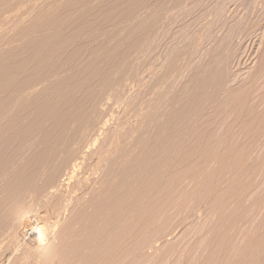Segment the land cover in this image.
<instances>
[{
    "label": "rangeland",
    "instance_id": "1",
    "mask_svg": "<svg viewBox=\"0 0 264 264\" xmlns=\"http://www.w3.org/2000/svg\"><path fill=\"white\" fill-rule=\"evenodd\" d=\"M0 118V264L44 262L9 230L30 188L72 264H264V0H0Z\"/></svg>",
    "mask_w": 264,
    "mask_h": 264
},
{
    "label": "bare ground",
    "instance_id": "2",
    "mask_svg": "<svg viewBox=\"0 0 264 264\" xmlns=\"http://www.w3.org/2000/svg\"><path fill=\"white\" fill-rule=\"evenodd\" d=\"M0 119H1V118H0ZM0 122H1V120H0ZM94 157H95L94 165H96V164L98 163V160L100 159V154H97V153H96ZM2 159H3V158H2ZM7 160H8V159H7ZM4 161H5V159H4ZM4 161H3V162H4ZM15 161H16V160L14 159L13 162H12V161H11V162L14 164ZM0 162H1V161H0ZM8 162H9V161H8ZM76 162H77V161H76ZM16 163H17V162H15V164H16ZM18 163H19V161H18ZM2 164H3V163H2ZM2 164L0 163V167H1ZM4 164H5V163H4ZM4 164H3V165H4ZM8 164L11 166L10 163H8ZM8 164H5V166H6V165L8 166L7 168L5 167V170H4L3 165H2V167L0 168V169H1V170H0V191H3L4 189L7 190L6 188L8 187L7 184H8V181H9L8 178L10 177L11 173L14 172V171L11 172L10 167H9ZM16 165H17V164H16ZM80 165H81V164H80ZM12 167H14V166H12ZM12 167H11V168H12ZM15 167H16V166H15ZM15 167H14V168H15ZM78 167H79V162L76 163V164H75V163L71 164L70 167H69V168H66V171H65L64 173H62L61 176L59 177V179L56 180V181H58L59 184H61L60 182H62V176H63L64 174H65V175H66V174L68 175V179H71L73 176H76V175H74V174H76V170H77ZM12 169H13V168H12ZM16 170H18V168H17ZM16 170H15V171H16ZM19 170H22V169H19ZM89 171H90V172L88 173V175L90 176V175L92 174V171H91L90 169H89ZM16 173H17V172H16ZM16 173H15V175H16ZM11 176H12V175H11ZM16 176H17V175H16ZM17 177H18V176H17ZM12 178H13V177H12ZM12 178H10V180H11ZM14 178H15V177H14ZM16 179H17V178H16ZM12 180H13V179H12ZM14 180H15V179H14ZM103 180H104V179H100L99 181H97L96 178H94V179H92V180H88V182L85 183V184H88V185H86L85 187H87L86 190L88 191V194L90 193V194H89L90 196H91V194L93 195L94 193H95L98 197L101 195L102 191L100 192L99 189H102L101 187H103V185H104V184H101V183L103 182ZM154 181H155V180H154ZM157 181H158V179H157ZM157 181H155V182H157ZM53 182H54V181H52L51 184H53ZM58 182H56V183H57V184H56L57 186L59 185ZM10 183H11V181H10ZM10 183H9V184H10ZM153 183H154V182H153ZM153 183L151 182L150 184H153ZM14 184H15V183H14ZM14 184H13V185H14ZM56 185H54V187H51L49 190H47V191L45 192L46 194L44 193V195H43V192H44L46 189H44V191H43V189H42V192H41L42 194L40 193L39 196H40V195H43V196H45V197H42L43 200L41 199V197H39L40 200H42L41 204L44 203V201H46V199H47L48 201H50V198L48 199V197H50L49 194H53V193H54V190L58 188ZM62 185H65V184H63V182H62ZM153 185H154V187H155V184H153ZM153 185H152V187H151V185H149V186H150L151 188H153ZM14 186H15V185H14ZM147 186H148V185H147ZM59 187H60V186H59ZM61 187H62V186H61ZM61 187L59 188V190H60V189L62 190ZM63 187H65V186H63ZM9 188H11V185L9 186ZM9 188H8V191H7V192H9V190H10V192H11L12 189H13V188H12V189H9ZM16 188H17V187H16ZM83 188H84V187H83ZM147 188H149V187H147ZM147 188H146V189H147ZM151 188H149V189H151ZM30 189H31V188H30ZM30 189H29V193H27V195L24 194L25 196H23V198L21 197V195H19V196H18L17 194L14 195L15 197L17 196V197H19V198H22V200L19 199V198H17V199L20 200V202H17L18 204L13 203L15 199L13 198L14 200H12V197H11V200H12L13 202L10 200V201H11L10 203H11V204H12V203L15 204V206H16V208L13 207L15 210L12 208V209L14 210V212H13V210H11V213H13V214H11L10 212H8V211L10 210V206H11V205H10V203L8 202V203H9V206H8V205H7V202H6V206L9 207V208H8V210H6V209H7V207H6L5 210H6L8 213H7L6 211H5V212H6V214H8V216H9V214L12 215V217L9 216L10 218H8L9 220H11V222H9V223L11 224V225H10L11 227L9 228V230H10V229L12 230V226H13L14 224H15V225H16V224L19 225V222H21V225H19L20 227H19L18 234H17V240L14 239V242L16 241V243H15V247L13 246L14 250H18L19 245H20V246H22V245H26V240L32 239L34 236H32V238H31L30 236L33 235V234L35 235L36 232H37V234H36V241H35V242H36V245L33 246V244H32V246H33V247H32L33 250H32V252H31V254L33 253V254L36 255V257H37V256L40 257L39 259H41V258L44 259L43 261H44L45 263H47V262L49 263V262H51L52 260H55L56 258H57L56 260H62L64 257H65L67 260H62V262L57 261V264H58V263H61V264H62L63 261H64V263L67 262L66 264H72L71 262L74 263V260H75L74 258H76V257H77L76 259H78V260L80 261V259H81L82 256L80 257V259L78 258V256H79V254H82V253H80L79 251H78V255H75V256L72 255V256H74V258H73L74 260L72 259L73 261H71V260H69V255L72 254V253H68V252H67V253L69 254V255L66 254L67 257H68V258H67L66 256H64L65 254H61V253L59 252V251H62V249L64 248V247L62 246V244H61L62 242H61V243L59 242V243L61 244V249H60V248H59V249L57 248L59 251H58L57 249H56V250H57V251H56V250H55L56 247H55L54 245H56V244H58V243L54 244V241L51 242L50 240H51L52 237L50 238L49 241H47L49 238L47 239V238H46V235H49V234H47V233H49V230H48V232L45 231V229H46V226H45V225H46V224H45V223H41V225H39V224L36 223V221L40 222L39 220H41V216L38 215V217H40V219H38V217H37L36 219H38V220H36V221H34V222H30V218L28 217V213H29V215H30V208H29V207H31V204L35 203L36 198H38V197H36V196H37L38 193L40 192V190L37 189V190L39 191V192L37 193V191H34V190H33L34 188H33V189H32L33 192L37 193V195L34 196V195H33V192L30 191ZM149 189L147 190V192L150 191ZM153 189H154V188H153ZM16 190H17V189H16ZM83 190H84V189H83ZM14 191H15V188H14ZM84 191H85V190H84ZM84 191H82V192H83V193H85V192L87 193V191H85V192H84ZM96 192H99V193H96ZM114 192H115L116 194H114ZM114 192H113L114 195L112 194V196H113L114 198H112V196H110V197L107 198V200L99 201V200L101 199V198H100L101 196H100V197H99L100 199H99V200L97 199V201H99L100 203H101V202H102V203H103V202L106 203L105 201H107V202H110V204H111V202H112L113 199L115 200V198H116V200H117V199L120 198V197H121V198L124 197V199L127 201V197H129V196H128V192L120 193V192H118L117 190L114 191ZM151 192H152V190H151ZM151 192H150V193H151ZM4 193H5V191H4ZM14 193H15V192H14ZM35 193H34V194H35ZM86 193H85V194H86ZM148 193H149V192H148ZM2 194H3V193H2ZM2 194H1V196H2ZM6 194H7V193H6ZM11 194H12V193H11ZM11 194H10V196H11ZM85 194H82L83 197H84ZM4 195H5V194H4ZM4 195H3V196H4ZM46 195H49V196H46ZM89 195H88V196H89ZM3 196H2V197H3ZM14 196H13V197H14ZM31 196H34V197H35V199L33 198V199H34L33 202H30V200H31ZM51 196H52V195H51ZM93 196H95V195H93ZM5 197H6V196H4L3 198L5 199ZM46 197H47V198H46ZM81 197H82V196H81ZM83 197H82V198H83ZM85 197H86V196H85ZM98 197H97V198H98ZM44 198H45V199H44ZM92 198H93V197H92ZM94 198H96V196H95ZM94 198H93V199H94ZM109 198H110L111 201L109 200ZM111 198H112V199H111ZM0 199H1V198H0ZM6 199H7V197H6ZM8 199H10V198H9V195H8ZM77 199H78V198H77ZM80 199H81V198H80ZM80 199H79V200H80ZM86 199H87V198H86ZM88 199H89V198H88ZM124 199H122V201H123ZM37 200H38V199H37ZM83 200H84V199H83ZM89 200H91V197H90ZM95 200H96V199H95ZM101 200H102V199H101ZM125 200H124V203L126 202ZM6 201H7V200H6ZM48 201H47V203H46L47 205H45L46 208H47V207L50 208V207H52V206H57L56 203H50L51 201H50V202H48ZM77 201H78V200H77ZM85 201H86V200H85ZM97 201H95V202H97ZM0 202H1V205L4 204V203H3V202H4L3 199H2ZM15 202H16V200H15ZM36 202H37V201H36ZM39 202H40V201H39ZM39 202H38V203H39ZM86 202H87V201H86ZM92 202H93V204H94V200H92ZM115 202H116V201H115ZM115 202H113V203L116 204ZM38 203H36V204H38ZM104 203H103V204H98V202H97V203H95L96 205H95V204H94V205H95V207H97V204L100 205V207H101V205H102V206H106V211H108V209H111V208H113V207L116 208V209H118V207H120L119 205L122 206V204H118V203H122L121 200H118V203H117V204H118V205H117L118 207L115 206V205H113V207H112V205H110L109 203H108L109 205H108V204H105V205H104ZM113 203H112V204H113ZM124 203H123V204H124ZM13 204H12V205H13ZM36 204H35L36 209H38L37 206H39V205H41V204H38V205H36ZM3 206H5V205H2V207H0L2 210H4V207H3ZM108 206H110V207H108ZM11 207H12V206H11ZM32 207H33V205H32ZM41 207H42V206H41ZM43 207H44V206H43ZM43 207H42V208H43ZM57 207H59V206H57ZM100 207L98 206V208H96V209H98L97 212H99V213H98L99 215L101 214V211H103V210L105 209V207H104V208H100ZM39 208H40V207H39ZM42 208H41V209H42ZM46 208H44L45 211H46ZM53 208H56V207H53ZM114 208H113V210H115ZM31 209H33V208H31ZM34 209H35V208H34ZM41 209H38V210H41ZM47 209H48V208H47ZM56 209L58 210V208H56ZM56 209H55L54 211H53L52 209H48V211H49V210H50V211L52 210V213L54 212V213H53V215H54V214H55V211H57ZM59 209H60V208H59ZM99 209H100L101 211H100ZM102 209H103V210H102ZM2 210H1L0 212H2V213L4 214V212H3ZM42 210H43V209H42ZM36 211H37V210H36ZM36 211H35V212H36ZM37 212H38V211H37ZM42 212H44V211H42ZM46 212H47V211H46ZM103 212L106 213L105 210H104ZM103 212H102V213H103ZM116 212H117V210H116ZM31 213H34V211L32 210ZM44 213H45V212H44ZM44 213H42V214H44ZM57 213H58V211H57ZM57 213H56V215L58 216ZM125 213H127V211L124 212V214H122L123 217H124V215L127 216ZM3 214H1V217H2ZM6 214H5V216H6ZM37 214H39V213H37ZM110 214H112V213H110ZM32 215H33V214H32ZM49 215H50V217L52 216L51 213H49ZM49 215H48V218H49ZM56 215H54V216H56ZM112 215H113V214H112ZM112 215H111V216H112ZM5 216H3V217L5 218ZM36 216H37V215H36ZM36 216H35V217H36ZM42 216H43V215H42ZM57 216H56V217H57ZM128 216H129V214H128ZM128 216H127V217H128ZM3 217H2V218H3ZM6 217H7V216H6ZM45 217H46V216H45ZM56 217H55V218H56ZM112 217H113V216H112ZM123 217H122V219H124ZM127 217H125V218L127 219ZM2 218H1V219H2ZM4 218H3V219H4ZM42 219H43V218H42ZM51 219H52V218H50V219H48V220H51ZM6 220H7V218H6ZM46 220H47V217H46L45 221H46ZM53 220H54V218H53ZM45 221H44V219H43V222H45ZM52 222H53V221H52ZM6 223H8V222H6ZM9 223L6 224V225H9ZM50 223H51V221H50ZM50 223H49V224H50ZM73 224H74V223H73ZM15 225H14V227H16ZM53 225H54V224H53ZM66 225H68V221H67V224H66ZM69 225H71V223H69ZM69 225H68V226H69ZM4 226H5V225H4ZM47 226H49V225H47ZM50 226H51V225H50ZM50 226H49V227H50ZM5 227H6V226H5ZM8 227H9V226H8ZM65 227H66V226H65ZM71 227H73V226H71ZM71 227H70V228H71ZM6 228H7V227H6ZM70 228H69L68 231L71 230ZM3 229H5V228H3ZM47 229H48V227H47ZM49 229H50V228H49ZM1 230H2V228H1ZM6 230L9 231L8 229H6ZM14 230H17V228L14 229ZM50 230H51V229H50ZM53 230H54V229H53ZM64 230H65V229H64ZM64 230H63V231H64ZM115 230H116V229H115ZM119 230H120V229H119ZM119 230H118V231H119ZM68 231H64V232L67 233ZM109 231H110V230H109ZM3 232H5V231H3ZM11 232H13V230H12ZM51 232H52V231H51ZM119 232H120V231H119ZM8 233H9V232H8ZM60 233H61V232H60ZM66 233H65V235H64L65 238L67 237ZM69 233H70V232H69ZM108 233H109V232H108ZM108 233H107V234H108ZM3 234H5V233H3ZM3 234L0 235V237H1V243H0V245H1V244L3 245V242H2V241L5 242L4 239L7 240V238H4V239L2 240V238L4 237V236H2ZM11 234H12V233H11ZM11 234H10V235H11ZM62 234H63V232H62ZM113 234H116V233L113 232ZM117 234H118V232H117ZM117 234H116L115 236L110 234V235L112 236V237L110 236V238H111L110 241H111V240H114V242H115V240H116L117 238L115 239L114 237H116V236L118 237V235H119V234H122V233L120 232L118 235H117ZM6 235H9V234H6ZM51 235H52V234H51ZM57 235H58V234H57ZM59 235H60V234H59ZM71 235H72V234H71ZM105 235H106V234H105ZM12 236H13V237L16 236V231L13 232V235H11V237H12ZM62 236H63V235H62ZM113 236H114V237H113ZM124 236H125V235H124ZM124 236H123V235H121V236L119 235V237H121V238H123ZM6 237H7V236H6ZM13 237H12V239H11V238H8V239H9V240H10V239L13 240ZM48 237H49V236H48ZM55 237H56V235H55ZM68 237H69V234H68ZM94 237H95V236H94ZM56 238H57V237H56ZM62 238H63V237H62ZM62 238L60 237V239H62ZM65 238H64V239H65ZM102 238H103V237H102ZM107 238H109V236H107ZM107 238H106V239H107ZM34 239H35V238H34ZM34 239H33V241H32V240H29V241L34 242ZM46 239H47V240H46ZM52 239H53V238H52ZM60 239H57V240L59 241ZM64 239H63V240H64ZM69 239H70V238H69ZM103 239H104V238H103ZM9 240H8V243L10 242ZM63 240H61V241H63ZM66 240H67V239H65V241H66ZM107 240L109 241V239H107ZM117 240H118V239H117ZM29 241H28V242H29ZM68 241H69V240H68ZM70 241H71V240H70ZM87 241H89V240H87ZM91 241H92V240H91ZM99 241H100V240H99ZM99 241H98V242H99ZM101 241H102V240H101ZM119 241H120V240H119ZM6 242H7V241H6ZM6 242H5V243H6ZM49 242H51V244L53 243V246H51V244H49ZM72 242H73V241H72ZM74 242H75V241H74ZM74 242H73V244H74ZM85 242H86V241H85ZM92 242H94V240H93ZM103 242H106V241L103 240ZM112 242H113V241H111V243H112ZM114 242H113V243H114ZM116 242H117V241H116ZM116 242H115V243H116ZM8 243H7L6 245H8ZM63 243H64V242H63ZM65 243H66V242H65ZM95 243H97V241H96ZM95 243H93V244H95ZM100 243H102V242H100ZM9 244H10V243H9ZM12 244H13V243H12ZM29 244H30V243H29ZM34 244H35V243H34ZM77 244H78V243H77ZM86 244H87V243H86ZM88 244H89V243H88ZM2 245H1V246H2ZM4 245H5V244H4ZM13 245H14V244H13ZM66 245H67V244H66ZM82 245H83V244H82ZM95 245H96V244H95ZM97 245H98V243H97ZM10 246H12V245L10 244ZM26 246H28V243H27ZM57 246L59 247L60 245L58 244ZM64 246H65V245H64ZM71 246H72V245H71ZM74 246H75V245H74ZM83 246H84V247H87L86 245H83ZM83 246H82V247H83ZM99 246L101 247V244H99L98 247H99ZM116 246H117V245L113 244V246H111V247H113V250H114V248H115ZM65 247H66V246H65ZM69 247H70V246H69ZM76 247H77V246H76ZM80 247H81V245H80ZM82 247H81V248H82ZM90 247H92L91 249H93V246H90ZM103 247L105 248V246H103V243H102V248H103ZM117 247H118V246H117ZM117 247H116V248H117ZM119 247H120V246H119ZM0 248H1V247H0ZM4 248L6 249V247H5V246L3 247V251H4ZM7 248H8V246H7ZM11 248H12V247H11ZM15 248H16V249H15ZM25 248H26V247H24V249H25ZM30 248H31V247H30ZM30 248L28 247V249H30ZM32 248H31V249H32ZM67 248H68V247H67ZM67 248H66V249H67ZM72 248H73V249H76L75 247H72ZM104 248H103V249H104ZM106 248L109 249L108 246H107ZM106 248H105V250H107L106 253H103V251H102L101 249H98L99 251H100V250L102 251L101 256L99 255L101 252L98 254L99 257H100L99 259H96L95 256H94V255L97 256V252H98V251H96V252L93 253L92 250H91L92 253H91V255L89 254L90 256H89V259H88L87 261H89L90 259H93V258H94V260L96 259V260H95L96 262H98V260H100L99 262L101 263V259H102V258H103L102 261H103V260L105 261V260L109 257V256L107 255L108 249H106ZM124 248H125V247H124ZM129 248H130V247H129ZM1 249H2V248H1ZM1 249H0V250H1ZM26 249H27V248H26ZM28 249L26 250V252L28 251ZM69 249H70V248H69ZM69 249H68V250H69ZM77 249H78V247H77ZM77 249H76V250H77ZM127 249H128V248H127ZM10 250H11V249H10ZM12 250H13V249H12ZM63 250H65V248H64ZM76 250H74V251H76ZM78 250H80V249H78ZM82 250H83V249H82ZM82 250H80V251H82ZM95 250H97V248H96ZM110 250H112V249H110ZM110 250H109V251H110ZM121 250H122V248H121ZM124 250H125V249H124ZM66 251H67V250H66ZM71 251H72V250H71ZM86 251H90V250H89V247H88V250H86ZM93 251H94V250H93ZM115 251H116V250H115ZM115 251H114V252H115ZM117 251H119V250H117ZM117 251H116V252H117ZM15 252H16V251H15ZM63 252H64V251H63ZM72 252H73V251H72ZM114 252L112 253V251H111V253H112V257H113V258H111L112 260H114V258L117 256V254L115 255ZM116 252H115V253H116ZM124 252H125V251H124ZM9 253H10V252H9ZM75 253H77V251H76ZM75 253H74V254H75ZM86 253L88 254L89 252H86ZM111 253H110L109 255H111ZM118 253H119V252H118ZM2 254H3V253L1 252V255H2ZM28 254H30V251L28 252ZM93 254H94V255H93ZM103 254H106V255H107V258H106V259H104V258L106 257V255H103ZM113 254H114L115 257L113 256ZM58 255H59V256H58ZM82 255H83V254H82ZM84 255H85V254H84ZM102 255H103V257H102ZM32 256H33V255H32ZM72 256H71V257H72ZM120 256H121V255H120ZM55 257H56V258H55ZM71 257H70V259H71ZM85 257H86V256H85ZM91 257H93V258H91ZM101 257H102V258H101ZM54 258H55V259H54ZM82 258H83V257H82ZM97 258H98V257H97ZM109 258H110V257H109ZM109 258H108V259H109ZM117 258H118V257H117ZM117 258H116V259H117ZM47 259H48V260H47ZM111 259H109V261H110ZM116 259H115V260H116ZM34 260L37 261V259H34ZM82 260H83V259H82ZM84 260H85V259H84ZM112 260H111V261H112ZM123 260H124V258H123ZM39 261H40V262H39ZM41 261H42V260H38V262L42 264ZM65 261H66V262H65ZM68 261H69V262L71 261V262L69 263ZM104 261H103V262H104ZM107 261H108V260H107ZM5 262H6V261H5ZM44 262H43V264H45ZM54 262H55V261H54ZM75 262H76V260H75ZM77 262H78V261H77ZM80 262H81V261H80ZM89 262H91V261H89ZM89 262H88V263H89ZM93 262H94V261H93ZM103 262H102V264H103ZM52 263H53V262H52ZM52 263H50V264H52ZM78 263H79V262H78ZM107 263H108V262H107ZM107 263H106V264H107ZM109 263H110V262H109ZM34 264H35V263H34ZM54 264H55V263H54ZM75 264H76V263H75ZM81 264H82V263H81ZM94 264H96V263L94 262ZM104 264H105V263H104Z\"/></svg>",
    "mask_w": 264,
    "mask_h": 264
}]
</instances>
